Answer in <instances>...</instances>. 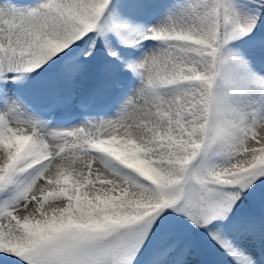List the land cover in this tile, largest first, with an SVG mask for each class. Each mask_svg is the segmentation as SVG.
Wrapping results in <instances>:
<instances>
[{
	"label": "snow or ice",
	"instance_id": "obj_1",
	"mask_svg": "<svg viewBox=\"0 0 264 264\" xmlns=\"http://www.w3.org/2000/svg\"><path fill=\"white\" fill-rule=\"evenodd\" d=\"M0 264H264V0H0Z\"/></svg>",
	"mask_w": 264,
	"mask_h": 264
}]
</instances>
